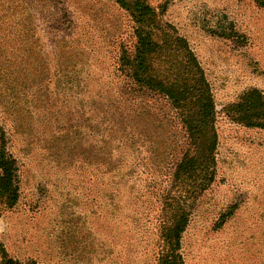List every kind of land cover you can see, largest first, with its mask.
<instances>
[{
  "label": "rangeland",
  "instance_id": "374dc122",
  "mask_svg": "<svg viewBox=\"0 0 264 264\" xmlns=\"http://www.w3.org/2000/svg\"><path fill=\"white\" fill-rule=\"evenodd\" d=\"M148 2L188 40L217 109L213 178L184 193V264H264V126L231 109L253 89L264 96V7ZM136 26L115 0H0V142L19 185L14 206L0 199V264L1 250L20 264H120L124 222L141 234L122 264L150 260L144 247L167 197L182 193L173 176L190 144L161 95L127 93V122L115 109Z\"/></svg>",
  "mask_w": 264,
  "mask_h": 264
},
{
  "label": "trees",
  "instance_id": "16d2710c",
  "mask_svg": "<svg viewBox=\"0 0 264 264\" xmlns=\"http://www.w3.org/2000/svg\"><path fill=\"white\" fill-rule=\"evenodd\" d=\"M133 16L137 24L135 53L131 56L123 51L119 70L131 82L119 87L115 109L121 110L128 121L127 93L131 90L148 91L171 103L187 131L190 149L178 161L174 171V185L182 189L179 195L168 196L162 211L158 214V239L155 245H146L151 252L150 260L144 264H184L181 253L183 233L189 223L185 192H194V180L201 177L205 185L212 180L210 167L214 164V153L218 135L216 128L217 109L211 85L195 52L186 38L174 31L171 25L160 23L158 12L148 0H115ZM264 7V0H259ZM173 30L171 32L170 30ZM231 109L239 114L238 119L248 125L264 126V96L253 89L241 102ZM161 125L164 118L154 116ZM153 124V123H150ZM5 132L0 127V140ZM19 198L17 160L0 142V199L7 206H14ZM121 208V207H120ZM120 233V264L123 257L131 258L139 253L140 241L136 227L127 222ZM3 264H20L1 250Z\"/></svg>",
  "mask_w": 264,
  "mask_h": 264
}]
</instances>
